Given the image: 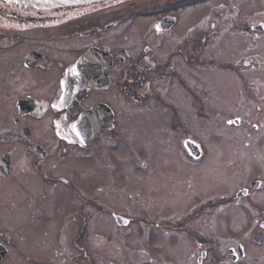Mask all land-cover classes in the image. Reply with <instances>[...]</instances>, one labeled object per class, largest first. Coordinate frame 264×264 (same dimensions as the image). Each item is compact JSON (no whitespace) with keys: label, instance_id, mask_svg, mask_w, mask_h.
<instances>
[{"label":"flooded vegetation","instance_id":"1","mask_svg":"<svg viewBox=\"0 0 264 264\" xmlns=\"http://www.w3.org/2000/svg\"><path fill=\"white\" fill-rule=\"evenodd\" d=\"M143 1L39 8L0 0V51L19 53L12 65L5 62L9 74L0 85V184L10 185L0 191V213L24 211L17 227L0 223V264L14 255L32 264L50 257L73 208L71 196L81 202L74 244L88 238L87 205L110 216L116 227L139 221L167 228L179 257L170 264H247L249 245L264 243V0ZM140 18L135 43L113 45L112 29ZM44 39L51 41L49 48ZM162 79L171 85L167 98L159 88ZM128 101L153 105L144 116L161 140L153 136L154 144L145 143L141 131L144 149L131 145L120 114ZM226 148L235 173L215 197L201 200L217 185L200 181L204 185L197 189L192 180H202L208 160L221 170ZM245 148L251 157L245 156L242 169ZM127 150L140 159V179L151 171L156 186L162 182L175 197L166 205L174 211L168 220L119 211L124 201L118 192H108L104 203L81 192L76 181L87 191L93 184L89 194L99 186L96 174L77 175L79 169L124 180ZM98 157H107L105 166ZM41 185L50 187L47 204L32 213V193ZM192 202L196 209L189 212ZM231 208L238 219L230 227L216 216ZM181 211L184 216L175 215ZM37 216L45 222L37 246L43 254L34 257L23 248L22 234L37 225ZM189 247L195 252L187 254Z\"/></svg>","mask_w":264,"mask_h":264},{"label":"rangeland","instance_id":"2","mask_svg":"<svg viewBox=\"0 0 264 264\" xmlns=\"http://www.w3.org/2000/svg\"><path fill=\"white\" fill-rule=\"evenodd\" d=\"M236 0H232V3H234ZM240 1V0H238ZM144 3H155L159 1L155 0H147L143 1ZM246 2V1H245ZM243 4V3H242ZM241 4V5H242ZM244 12V11H243ZM260 15H263V13H260ZM142 21V18L135 20L130 27L124 28L122 27V23L118 24L117 27L113 28L110 36L111 41L113 45L119 46V45H129L132 46L134 42V36L136 34L140 33V29L138 30L137 27H135V24L137 22ZM124 29V30H123ZM138 30V31H137ZM45 40V39H44ZM43 41L45 48H49L51 44V41ZM81 40L74 41L75 43L80 42ZM14 50H1L0 55H2L3 59L0 58V64L6 65L5 62H7V65L11 61L16 62V58L18 57L19 53H15V55H11L10 53ZM51 51V50H50ZM10 52V53H9ZM166 53V52H165ZM164 53V54H165ZM12 56L11 59H8L7 57ZM240 57L242 55H239ZM16 64V63H15ZM6 65V68H2L0 73V85L2 84V80L6 78L9 74V69ZM226 72V71H225ZM227 74V73H225ZM167 85H165V84ZM168 82L164 81L163 79L159 81V88L163 92H165V98H167V95L169 94V87ZM221 92V90H219ZM184 93L181 92L180 97L184 99L183 96ZM225 101V100H223ZM226 103V102H224ZM124 106L125 114H123V111L120 112L125 116L123 117V124L124 129L123 131L127 134V137L129 135L132 136V138L129 139L131 141L132 146H137L139 149H144V144L141 140V136L139 135V132L142 133L144 136L145 143L153 142L152 137L154 136L156 141L161 140V138L158 135H155V133L152 131L150 123H147L149 120L147 116H144V112L146 114H152L153 112V105L148 104L146 106H140L133 104L131 101H128L125 103H121ZM166 116V115H165ZM166 125V123H165ZM147 126V127H144ZM143 128V130H142ZM107 144V143H106ZM154 144V142H153ZM157 144V143H156ZM102 145H105L102 143ZM129 145V144H128ZM158 145V144H157ZM106 148V146H105ZM227 149V148H226ZM243 150V149H242ZM228 159L226 158L224 160L223 168L219 170V167H215V165L208 160V166L206 167L202 180H198L196 178L195 182L192 180V187L201 189L203 185L198 186L199 182L202 181V183H208L209 185H217V190L208 196H202L201 200H205L208 197H215L218 192H221V184L226 178L231 179L232 175H234L235 171L232 170L231 163L233 162L231 154V149L228 148ZM245 154H240V168H244L248 162L245 159L250 158V150L245 148ZM125 154L126 158V164H125V179L118 181L109 179L105 176L97 175V171H90L88 168H85L83 170L79 169L77 171L84 174H96V183L99 186L94 192L90 193V191H93L94 185L91 184L90 188L87 191V188H82L84 185L80 181H76L77 185L79 186L81 192L91 198H95L97 201L105 202L104 200H107L105 195H108V192L115 193L118 192L122 195V199L124 202L122 207L119 211H122L123 213H126L127 215L132 216H138V215H147L151 219L158 220L160 222L168 220L167 218L172 217L174 214V211L172 208H168L166 205L171 204L173 199L175 198L173 195L168 194L169 192L165 191L162 187V182L160 183L162 187L156 186L157 183L154 181L151 171H145L148 172L146 175H144V179H140V175L142 176L143 171H140L137 167L140 166V159L132 154L131 150H127ZM107 157H98L97 162L105 166L103 160ZM165 158V155L163 156ZM241 169V170H242ZM76 170V169H75ZM233 171V172H232ZM207 173V175H206ZM220 173V174H219ZM230 173V175H228ZM63 174L70 175L68 172H63ZM242 173L239 175L241 176ZM230 176V177H229ZM223 178V181H222ZM232 182V181H231ZM235 183V181L233 180ZM40 184H45L41 182ZM41 185V186H42ZM13 186V185H11ZM10 185H3L0 184V191L3 188H9ZM50 187L42 186V189L39 188L35 193H32L33 196V203H34V209H37V205L40 206L42 204H47V199L44 203L43 199L45 200V197L48 198V191ZM89 194V195H88ZM95 196V197H94ZM188 196L184 195L182 196V200L184 203V199L186 200ZM15 198V197H14ZM20 198H23L20 194L16 197L15 203L19 204ZM71 198L75 201V204H73L74 201L71 200L72 203V210L67 211L66 215L67 219L64 221V225L62 226V230L60 234H58V243L54 244L52 249L50 250V257H45L41 260L38 264H45L48 261L55 262L56 264H170L171 262L175 261L179 257H176V248L177 244H173L174 246H171L170 241V234L167 228H161V227H152V226H146L139 221L133 222L130 226H121L116 227L107 214H103L98 212L95 209H92L90 206L84 207V212L87 213L88 220H87V229L89 231L88 238L80 239V242L77 244H74L73 239L74 236L77 235V228L80 224L81 218L78 215L77 208L81 204L75 196H71ZM103 200V201H102ZM70 203V204H71ZM110 204V203H108ZM119 204V203H118ZM195 202L191 203V209L189 212L195 211ZM70 206V205H68ZM193 206V207H192ZM184 210L186 213L187 210ZM176 212L175 215L178 214V216L182 217L184 216L185 212ZM65 214V212H64ZM165 214V215H164ZM22 216H24V211L21 209L18 211H15V215H12L9 212H4L3 214L0 213V223L3 226H13L17 227L20 223L18 219H21ZM222 216V221L224 225H229L230 227L237 221V215H236V209L233 210V208L227 210V212L218 214L216 217ZM43 217V216H42ZM42 217L37 216L36 222L37 225L32 228H27L25 232L22 234L23 237V248L32 256L38 257L39 255L43 254L38 251L37 246L39 245V240H41V229L42 226L45 225V222H42ZM207 217L215 219L213 217L212 213H208ZM204 218V216H203ZM215 222L217 220L215 219ZM193 225L197 228L201 227V223L194 219L192 221ZM204 223V222H203ZM27 231H30V233H27ZM181 237V236H178ZM39 239V240H38ZM251 248V253L249 251V255L251 258L250 261L252 264H264V243L261 245H249ZM190 249L194 251V248L189 247L187 249V254L190 253ZM55 250H57L55 252ZM195 252V251H194ZM19 261V263H18ZM245 261L239 264H243ZM32 264L29 262H26L23 260L20 256L14 255L13 259H11V262L9 264ZM250 262H247L249 264ZM250 263V264H251ZM224 264H229L224 261ZM246 264V263H244Z\"/></svg>","mask_w":264,"mask_h":264},{"label":"water","instance_id":"3","mask_svg":"<svg viewBox=\"0 0 264 264\" xmlns=\"http://www.w3.org/2000/svg\"><path fill=\"white\" fill-rule=\"evenodd\" d=\"M20 5H31L39 8H52L58 6H73L78 4H88L97 0H4Z\"/></svg>","mask_w":264,"mask_h":264}]
</instances>
